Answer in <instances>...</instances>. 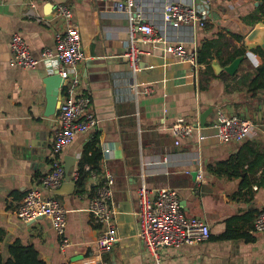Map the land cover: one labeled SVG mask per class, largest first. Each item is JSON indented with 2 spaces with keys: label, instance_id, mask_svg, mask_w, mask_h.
<instances>
[{
  "label": "crops",
  "instance_id": "0c3cea01",
  "mask_svg": "<svg viewBox=\"0 0 264 264\" xmlns=\"http://www.w3.org/2000/svg\"><path fill=\"white\" fill-rule=\"evenodd\" d=\"M120 1L0 0V261L8 258L9 246L18 242L33 246L45 264H264V233L253 229L264 209V163L237 178L218 173L217 164L239 153L245 155L246 142H219L212 128L217 110L250 121L253 129L247 140L258 156L247 154L240 171H248L251 165L253 170L264 158V91L251 96L238 78L219 79L235 59L223 64L240 47L246 50L245 60L238 57L234 74L259 67L258 57L246 49L244 40L258 22H264L257 11L260 1L211 0L204 28L168 27L166 44H140L143 54L136 73L124 57L129 46L128 19L115 7ZM175 1L198 3L137 0V4L160 34V12ZM58 5L70 9L71 21L79 28L84 56L78 65L80 88L89 96L90 111L98 121L93 130L78 134L63 150L62 160L75 159L73 176L84 147L95 136L102 155L100 174L84 166L89 174L83 193L78 194L76 186L72 193L64 188L59 193L43 190L67 211L66 236L71 245L64 251L49 218L24 222L16 215L26 193L51 170L60 101L57 114L45 116V81L57 73L49 72L44 63L29 70L9 63L13 33L20 34L35 58L44 49L54 48L55 35L66 29L64 19L56 14ZM238 36L243 37L241 42ZM207 42L216 45L210 49L208 65L197 60L199 65L193 67L166 51L169 45L180 44L187 50L196 48L197 53ZM146 89L151 92L145 94ZM209 108L212 112L205 126L199 127L200 114ZM178 120L201 129L204 140L199 141L196 130L176 146L170 128ZM107 172L114 178L111 207L118 241L98 256L95 242L103 227L94 223L89 202ZM141 185L176 189L184 215L201 218L209 226V239L162 248L156 261L136 236ZM223 234L230 237L222 238Z\"/></svg>",
  "mask_w": 264,
  "mask_h": 264
},
{
  "label": "built area",
  "instance_id": "2783aa9c",
  "mask_svg": "<svg viewBox=\"0 0 264 264\" xmlns=\"http://www.w3.org/2000/svg\"><path fill=\"white\" fill-rule=\"evenodd\" d=\"M210 6L211 0H198L197 4L183 1L166 3L160 12L163 31L158 34L138 6L137 0L118 2L116 9L124 12L128 19L129 46L124 57L131 70L134 73L140 70L143 54L140 44H166L168 27L204 28L210 18ZM56 14L64 19L66 29L55 35L54 48L44 49L40 57L35 58L20 34L13 33L9 43V63L23 70L33 69L44 63L49 72H56L62 80V96L58 110L59 127L54 134L51 170L26 193L16 208V215L24 222H33L42 217L49 218L59 238L60 249L64 251L71 245L66 236L67 211L55 197H46L43 190L56 191L62 185L65 175L61 155L63 150L72 144L78 134L93 130L98 121L90 111L89 96L80 88L78 65L84 56L81 51L79 28L71 21V11L67 6H56ZM166 51L180 61L192 64L193 67L199 65L196 48L187 50L180 44H173L169 45ZM150 92V89L145 90V94ZM212 128L215 129L219 142H240L251 136L253 125L248 120L217 110ZM170 130L176 146L180 145L183 138L192 137L196 130L199 141L204 140L201 129L186 124L183 120L175 122ZM167 162L168 159H164V163ZM198 177L201 178L200 175ZM77 179L78 172L73 175L74 182ZM113 183V175L107 172L96 195L89 202V212L94 223L103 227L101 236L95 242L98 256L109 252L118 241L111 207ZM137 204L136 236L156 261L159 260V251L162 248L193 245L210 237L209 226L201 218H186L178 192L174 188H149L141 185L137 189ZM253 229L255 232L264 233V209L257 214Z\"/></svg>",
  "mask_w": 264,
  "mask_h": 264
},
{
  "label": "trees",
  "instance_id": "16d2710c",
  "mask_svg": "<svg viewBox=\"0 0 264 264\" xmlns=\"http://www.w3.org/2000/svg\"><path fill=\"white\" fill-rule=\"evenodd\" d=\"M260 5L257 7V11L261 13V16L264 17V0H259ZM264 23V22H263ZM243 40L242 36L237 37V41L241 42ZM216 45L212 42H207L203 45L201 49L197 51V60L199 64H209V60L212 59L210 49L215 47ZM259 59L260 65L254 70L249 71H239L233 76H230L227 73H221L219 75V79L223 81L233 80L235 81L238 78V84L241 86H245L247 92L251 96H255L257 92L264 91V49L257 47L251 50ZM246 50L243 47H240L237 50L232 51L227 61L223 65L230 64L234 59L238 57H244L245 60ZM217 57H220L217 54ZM208 67V66H207ZM208 69H210L208 67ZM240 142H246L242 147L246 153L245 155L239 153L238 156L230 158L227 162L217 164L216 171L218 173H222L227 175L229 178H237L242 175L244 172L245 175L247 172L252 173L256 167L260 166L264 163V158L258 161L256 160V165L251 169V166L248 171L242 170L240 171L243 162L246 161V155H256L258 153L254 152L252 147L250 146L249 140H243ZM242 152V151H241ZM102 160V155L99 148L98 138L95 136L92 140L84 147L81 160L79 161L77 172L78 179L75 182V186L77 188V193L81 194L84 191L85 183L88 178L87 172L84 171V166L88 165L90 169L98 174H100V162ZM247 179V178H245ZM246 182H249L245 180ZM228 234H223L222 238H229ZM0 264H45L39 257L38 252L33 248V246H24L18 242L12 244L8 248V258L5 261H0Z\"/></svg>",
  "mask_w": 264,
  "mask_h": 264
},
{
  "label": "water",
  "instance_id": "95a60500",
  "mask_svg": "<svg viewBox=\"0 0 264 264\" xmlns=\"http://www.w3.org/2000/svg\"><path fill=\"white\" fill-rule=\"evenodd\" d=\"M244 45L247 50H253L254 48L260 47L264 49V23L258 22L250 33L245 37ZM240 58L235 59L229 66L224 68V71L230 75H233L239 65ZM46 110L45 116H54L57 114V104L61 101L62 91L60 90L61 79L57 74L47 77L46 79ZM212 108L203 111L199 116V127H204L208 116L211 114ZM74 158H64V183L60 186L55 193H59L62 188L71 193L75 190V183H73V176L71 174V168L73 167ZM192 176H197V172H193Z\"/></svg>",
  "mask_w": 264,
  "mask_h": 264
},
{
  "label": "rangeland",
  "instance_id": "374dc122",
  "mask_svg": "<svg viewBox=\"0 0 264 264\" xmlns=\"http://www.w3.org/2000/svg\"><path fill=\"white\" fill-rule=\"evenodd\" d=\"M250 122V121H249ZM247 140V139H246Z\"/></svg>",
  "mask_w": 264,
  "mask_h": 264
}]
</instances>
